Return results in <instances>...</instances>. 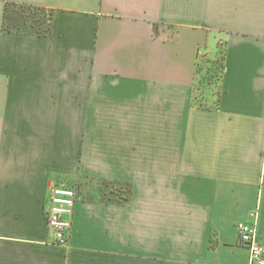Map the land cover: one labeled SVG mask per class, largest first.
Returning a JSON list of instances; mask_svg holds the SVG:
<instances>
[{
	"label": "crops",
	"instance_id": "obj_1",
	"mask_svg": "<svg viewBox=\"0 0 264 264\" xmlns=\"http://www.w3.org/2000/svg\"><path fill=\"white\" fill-rule=\"evenodd\" d=\"M9 2L53 10L50 34L3 30ZM55 183L77 191L65 245ZM241 222L264 241V0H0V264H251Z\"/></svg>",
	"mask_w": 264,
	"mask_h": 264
},
{
	"label": "built area",
	"instance_id": "obj_2",
	"mask_svg": "<svg viewBox=\"0 0 264 264\" xmlns=\"http://www.w3.org/2000/svg\"><path fill=\"white\" fill-rule=\"evenodd\" d=\"M77 191L67 183H55L45 204L48 239L52 245H65L71 235ZM239 243L249 250L251 264H264V241L257 234V226L241 222L237 225Z\"/></svg>",
	"mask_w": 264,
	"mask_h": 264
},
{
	"label": "rangeland",
	"instance_id": "obj_3",
	"mask_svg": "<svg viewBox=\"0 0 264 264\" xmlns=\"http://www.w3.org/2000/svg\"><path fill=\"white\" fill-rule=\"evenodd\" d=\"M9 17L12 18V24L14 22L22 21L26 22V27L32 28L36 27L38 28V22L37 20L43 19L44 14L49 15L50 10L49 9H27L22 10L20 5H11L9 8ZM25 17H24V16ZM24 19H23V18ZM47 24L43 27H46ZM199 62H198V71H199V77L197 78L196 83V102L200 103L203 106L212 107L216 105L217 97L219 91V81L222 73V67H223V60H224V47L219 46V48L216 51L215 57H208L205 53V47H202L199 52ZM109 182H92L91 184L95 185L96 187H107L108 193L110 194V191L113 192L110 195H107L108 197H111L113 199H121L125 200L127 198V192L128 189L124 184H108ZM79 195L82 194V191L80 188H78ZM121 189L123 191L121 192ZM102 190V189H101ZM103 194L101 191H99V195ZM129 195V193H128ZM106 196V197H107Z\"/></svg>",
	"mask_w": 264,
	"mask_h": 264
},
{
	"label": "trees",
	"instance_id": "obj_4",
	"mask_svg": "<svg viewBox=\"0 0 264 264\" xmlns=\"http://www.w3.org/2000/svg\"><path fill=\"white\" fill-rule=\"evenodd\" d=\"M20 5V7L22 8V10H27V9H46L45 7H41V6H36V5H30V4H26V3H17V2H9L6 3L5 5V16H4V24H3V30L5 31H17V32H25V33H30V34H39V35H49L51 32V25H52V19H53V15H54V11L50 10L49 15L44 14L43 19L37 20L38 22V28L36 27H32V28H28L26 27V25H22V24H26V22H22L21 20L18 22H14L12 24V18L9 17V8L11 5ZM24 16V15H23ZM25 17V16H24ZM23 18V17H22ZM24 19V18H23ZM47 24L46 27H43V25L45 26ZM217 242L214 239V236L212 237V241H211V246L216 245Z\"/></svg>",
	"mask_w": 264,
	"mask_h": 264
}]
</instances>
